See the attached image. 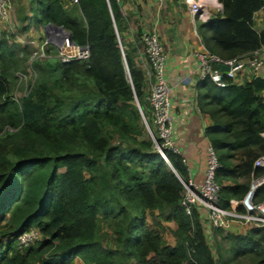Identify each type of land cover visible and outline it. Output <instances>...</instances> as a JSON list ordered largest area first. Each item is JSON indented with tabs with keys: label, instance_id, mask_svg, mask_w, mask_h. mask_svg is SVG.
Returning a JSON list of instances; mask_svg holds the SVG:
<instances>
[{
	"label": "trees",
	"instance_id": "16d2710c",
	"mask_svg": "<svg viewBox=\"0 0 264 264\" xmlns=\"http://www.w3.org/2000/svg\"><path fill=\"white\" fill-rule=\"evenodd\" d=\"M29 1L25 31L32 23L64 27L89 45L90 57L35 60L38 80L17 100L12 83L30 52L0 39V264H237L249 254L264 264V228L229 233V249H214L206 219L181 204L188 168L172 150L169 163L143 124L136 101L149 103L150 84L140 36L123 38L119 0ZM218 2L220 16L196 19L207 51L233 59L264 46L256 22L264 0ZM196 99L211 120L205 136L220 164V205L228 208L264 174L254 166L264 155V75L224 87L201 79ZM263 199L264 185L255 194ZM215 228L213 235L222 233ZM31 229L41 238L20 246Z\"/></svg>",
	"mask_w": 264,
	"mask_h": 264
},
{
	"label": "built area",
	"instance_id": "2783aa9c",
	"mask_svg": "<svg viewBox=\"0 0 264 264\" xmlns=\"http://www.w3.org/2000/svg\"><path fill=\"white\" fill-rule=\"evenodd\" d=\"M162 3L164 0H154ZM189 6L192 15L201 21L211 18L208 4L205 0H184ZM76 2V0H73ZM13 0H0V19L6 21L10 17ZM43 37L33 38L31 41L36 46L32 54V61L45 60L56 57L62 62L68 63L74 60H86L90 57L89 45H80L72 39L71 33L64 27L49 25ZM119 39L121 41L120 35ZM142 47L138 51L140 64L150 84L149 103L153 114V123L156 131L146 121L150 134L156 143L157 149L169 162L166 150H172L183 157V162L188 168V178L183 180L185 187L181 204L188 214L196 209L208 223L217 228L230 229L234 223L250 225L253 228H264V199L255 200L257 189L264 185V174L254 177L246 196L241 200H231L228 208L220 205L221 185L216 179V172L220 166L217 156L207 142V159L201 178L195 177L193 169L187 157L174 142V117L172 101V83L167 76V53L160 41L157 31H145L139 37ZM123 54L124 46L121 43ZM245 57L249 60L241 62ZM197 74L199 80L210 78L218 86L227 85V80H235L247 67L264 69V46L249 55L222 59L218 55L204 51L198 53ZM236 67L224 72L220 64ZM216 65V66H215ZM178 81V80H177ZM170 163V162H169ZM255 167L264 169V155L259 156L254 163ZM41 238L36 229L24 232L18 237L20 246H29Z\"/></svg>",
	"mask_w": 264,
	"mask_h": 264
},
{
	"label": "crops",
	"instance_id": "0c3cea01",
	"mask_svg": "<svg viewBox=\"0 0 264 264\" xmlns=\"http://www.w3.org/2000/svg\"><path fill=\"white\" fill-rule=\"evenodd\" d=\"M205 1L211 18L222 14L218 0ZM119 3L126 20L123 33L125 43L135 42L145 31H157L159 34L168 56L167 76L173 85L174 142L187 157L190 166L196 171L195 177L199 179L207 159L205 128L211 124V120L199 111L196 99L198 53L207 50L198 33L197 20L184 0H164L162 3L154 0H119ZM262 13L256 14L257 23ZM260 25L263 24L258 23V29L263 27ZM234 81L239 83L237 78ZM204 225L211 231L212 226L207 220ZM236 229L239 230V227L232 230Z\"/></svg>",
	"mask_w": 264,
	"mask_h": 264
},
{
	"label": "rangeland",
	"instance_id": "374dc122",
	"mask_svg": "<svg viewBox=\"0 0 264 264\" xmlns=\"http://www.w3.org/2000/svg\"><path fill=\"white\" fill-rule=\"evenodd\" d=\"M11 8L10 17L4 21L0 19V39L3 38V35H6L8 40L10 42H17L18 44H22L27 47V50L30 52V56L28 57L27 61L24 63V68L16 71L15 73V79L12 83V90L11 95L16 98L17 100H20L22 97H24L32 87L33 84L36 83L38 80V72L34 69V62L32 61V54L36 49V46L32 43L33 38H40L43 37L46 33L45 28H39L34 25V23L31 24V27L25 31L24 27L26 25L25 22H23V18L27 13H29V0H13ZM262 15H260V20L258 23H262L264 26V10L262 11ZM219 15V14H218ZM257 23V26H258ZM25 47V48H26ZM128 70V69H127ZM243 75H239L237 79H239V83L244 82L247 78H250L253 74H261L264 75V69H254L252 67H247L246 70L242 73ZM148 82V81H147ZM150 91V89L148 90ZM148 94V93H147ZM137 103V101H136ZM138 105V104H137ZM142 113L144 115L143 118V124L147 129V132L150 133V130L147 126L146 121L150 123V126L154 131H156V128L153 123V114L150 107V104L148 103V100H145V105L142 107L140 106ZM63 170V169H62ZM235 225H232V228L230 229H222V233L219 232L218 235H213L215 233V227L212 228V235H209V241L211 246L216 249L217 245L218 247L223 248V250L229 249L231 245V241L227 239V235L229 233H239V235H245L251 227L250 225H240L237 223H234ZM239 227V230H232L234 227ZM104 230H107V227L104 225ZM211 234V232L209 233ZM216 255V254H215ZM124 264H134V262H128ZM237 264H254L252 255H245L242 256L237 260Z\"/></svg>",
	"mask_w": 264,
	"mask_h": 264
},
{
	"label": "water",
	"instance_id": "95a60500",
	"mask_svg": "<svg viewBox=\"0 0 264 264\" xmlns=\"http://www.w3.org/2000/svg\"><path fill=\"white\" fill-rule=\"evenodd\" d=\"M248 60H249V57H245L244 59L241 60V62L246 63ZM238 64H239V63H235L233 66H230V65H227V64H220V68H221L224 72H226V71H228L229 69L236 67ZM137 104H138V106H139V108H140V103H139L138 99H137ZM140 111H141V113H142L141 108H140ZM142 115H143V113H142ZM143 118H144V115H143Z\"/></svg>",
	"mask_w": 264,
	"mask_h": 264
}]
</instances>
